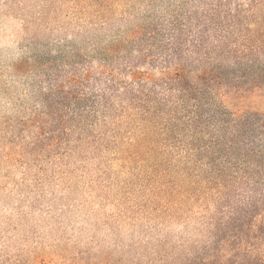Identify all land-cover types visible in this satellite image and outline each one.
I'll list each match as a JSON object with an SVG mask.
<instances>
[{"label": "rangeland", "instance_id": "1", "mask_svg": "<svg viewBox=\"0 0 264 264\" xmlns=\"http://www.w3.org/2000/svg\"><path fill=\"white\" fill-rule=\"evenodd\" d=\"M215 4L0 0V264H206L219 228L237 234L252 197L236 172L247 147H209L219 121L97 120L84 82L141 28ZM240 108L264 122V96Z\"/></svg>", "mask_w": 264, "mask_h": 264}, {"label": "trees", "instance_id": "2", "mask_svg": "<svg viewBox=\"0 0 264 264\" xmlns=\"http://www.w3.org/2000/svg\"><path fill=\"white\" fill-rule=\"evenodd\" d=\"M100 59L84 78L97 120L113 115L118 121L128 111L141 120L168 113L201 131L219 121L225 131L209 147H247L236 165L252 195L240 208L243 223L231 239L220 228L213 234L217 253L206 264H264V147L257 151L262 145L250 143L264 122L247 108L231 109L238 100L264 96V0H216L179 12L167 24L141 28Z\"/></svg>", "mask_w": 264, "mask_h": 264}]
</instances>
